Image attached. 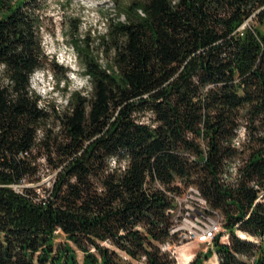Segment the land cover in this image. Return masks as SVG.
Returning <instances> with one entry per match:
<instances>
[{
    "label": "trees",
    "instance_id": "16d2710c",
    "mask_svg": "<svg viewBox=\"0 0 264 264\" xmlns=\"http://www.w3.org/2000/svg\"><path fill=\"white\" fill-rule=\"evenodd\" d=\"M37 9L0 0V264H177L170 211L190 186L228 236L205 258L264 264V0L119 2L96 50L74 40L89 90L51 119L30 87L48 61ZM43 167V194L14 190Z\"/></svg>",
    "mask_w": 264,
    "mask_h": 264
},
{
    "label": "rangeland",
    "instance_id": "374dc122",
    "mask_svg": "<svg viewBox=\"0 0 264 264\" xmlns=\"http://www.w3.org/2000/svg\"><path fill=\"white\" fill-rule=\"evenodd\" d=\"M119 2L128 4L130 0H36V4H38L36 15L40 19L41 46L48 57V61L44 70H37L31 75L30 87L41 97L40 105L51 115L50 119L55 112L54 109L61 111V108L66 104L67 92L89 90V84L76 61L75 52L71 49L74 40H84L96 50L97 36L104 34L105 27L111 19L117 18L115 15L119 11ZM249 24H251L250 21H245L242 25L248 26ZM241 29H243L242 26ZM51 60L59 66L69 69L67 72L68 82L60 77L61 69L54 68L49 62ZM103 61L104 58L99 55V62L103 63ZM50 123L51 120H49ZM39 171L41 180L38 183L32 185L23 182L18 185V188L22 189L23 186L34 187L39 194H43L45 189L48 190L54 172L47 170L46 167ZM185 190L181 193L183 194ZM204 209V204L198 197H187L183 201L181 226L177 227L184 230L193 229L191 224L197 218L202 219L205 216ZM176 232L180 233L181 230ZM219 233L222 234L220 241L227 243L228 236L224 233L223 228ZM238 235L244 237L240 232ZM56 241L65 242L64 235L57 232ZM170 250L177 264H188L196 256L203 258V264H217V257L214 254L205 258L206 252L213 250V243L185 242L176 236L175 243ZM78 257L81 258L80 255Z\"/></svg>",
    "mask_w": 264,
    "mask_h": 264
},
{
    "label": "built area",
    "instance_id": "2783aa9c",
    "mask_svg": "<svg viewBox=\"0 0 264 264\" xmlns=\"http://www.w3.org/2000/svg\"><path fill=\"white\" fill-rule=\"evenodd\" d=\"M242 28L244 27L241 25ZM39 162H41V157H39ZM43 164V163H42ZM14 190L16 192L20 191L18 186H13ZM193 198L198 197L204 204V212L205 216L201 218H197L195 222H193L191 225L193 226V229L187 232H183V229L181 228V234L178 235V237L181 238L182 241H189V233H196L199 237V243H206L211 244L213 243V239L217 236L219 231L222 229L221 222H222V216L218 212L212 211L209 206L207 205L206 201L202 196H200L198 190L190 186V193L186 195L176 194L174 193V205H180L181 206V218L180 223H177L176 225L181 226V221L183 218L182 213V207H183V201L187 198ZM171 215H173L171 211Z\"/></svg>",
    "mask_w": 264,
    "mask_h": 264
},
{
    "label": "bare ground",
    "instance_id": "6f19581e",
    "mask_svg": "<svg viewBox=\"0 0 264 264\" xmlns=\"http://www.w3.org/2000/svg\"><path fill=\"white\" fill-rule=\"evenodd\" d=\"M190 193V189H187L186 191H185V194L184 195H186V194H189ZM173 198H174V196H173ZM195 205V204H194ZM199 207V206H198ZM172 211V213H173V215H174V217H173V230H172V233H175V234H177V236L178 235H180L181 234V232L180 233H177L176 231H178V230H181L179 227H177L178 225H176L177 223H180V218H181V206L180 205H175V207L171 210ZM170 211V212H171ZM191 224V223H190ZM190 224H189V226H190ZM188 226V227H189ZM188 229V228H187ZM190 230H192L191 228H189L188 230H184L183 229V232H187V231H190ZM189 241H192V242H196V243H199V237H198V235L196 234V233H189Z\"/></svg>",
    "mask_w": 264,
    "mask_h": 264
}]
</instances>
